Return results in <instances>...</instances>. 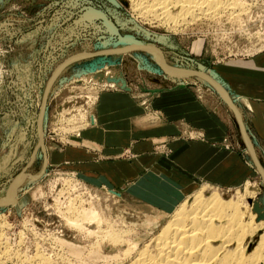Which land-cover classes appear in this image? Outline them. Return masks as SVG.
<instances>
[{
    "label": "rangeland",
    "instance_id": "obj_1",
    "mask_svg": "<svg viewBox=\"0 0 264 264\" xmlns=\"http://www.w3.org/2000/svg\"><path fill=\"white\" fill-rule=\"evenodd\" d=\"M240 2L243 8L233 16L230 12H221L212 19L187 18L186 23L178 28L168 25L170 28L153 16L139 12L132 0H0V199L6 196L7 189L18 179L37 176L44 165V172L34 182L14 191L12 203L0 206V241L4 234V241H7L5 247L10 249L4 251L6 255L0 249L1 264H19L15 252L16 248H20V231L25 233L26 243L38 242L45 248H51L50 241L32 235L33 230L29 226L24 227L28 217L36 227L35 232H52L62 236L61 240L55 239L59 247L57 251L54 249L57 255L54 258L43 256L52 264H124L127 260L122 254L128 245L138 243L141 247L149 242L173 215V212L164 214L152 211L153 205L140 203L125 190L115 191L103 186L96 188L79 179L75 171L50 164L51 153L72 145L73 137L92 125L87 124L85 118L94 111L98 94L100 97L111 96L114 101L118 99L120 105L135 101V104H131L130 113L144 118L143 127L149 126L147 132L170 125L160 111L158 119L157 110L139 106L143 101L151 100L152 96H144L148 92L187 90L204 105L202 107L206 112L209 105L203 102H210L202 99L204 96L216 103V112L226 119L233 131H227L222 145L227 149L236 147L253 166L256 175L231 189L201 184L187 196V202L190 201L187 204L190 205L194 197L202 192L207 197L216 191L224 200H229L237 192V199L243 201L244 205L250 208L255 205L259 209L254 227L258 238L264 233V180L257 168L259 164L264 170V145L255 134L252 111L239 100L243 97L231 95L215 69V66L230 61L246 60L252 54L264 50V0ZM88 10L105 14L119 35L111 37L102 18L89 21L85 17ZM171 10L172 15L179 11L174 8ZM114 14L126 25L121 26ZM146 34L149 36L146 37ZM126 36H133L138 42L155 47L162 59L182 72L168 74L139 51L125 55L126 58L122 54L107 52L105 45L117 43ZM157 37H164L166 43L158 42ZM89 50L91 55L85 58L83 55ZM92 70L94 77L98 75L97 78L103 81L106 77L108 81L118 77L122 84H101L94 77L89 80L86 74ZM202 70L205 76H213L224 83L223 88L229 93L235 108L241 112L244 134L253 150L250 151L244 142L234 113L228 109L218 92L196 78V74ZM45 93L43 141L38 145L39 116ZM87 100L89 103L86 107ZM121 111L114 107L111 112L116 122V118L123 115ZM61 112H64V117L59 116ZM81 116L86 117L80 120ZM184 128L179 131L180 135L193 138V129ZM157 149L166 158L169 157L167 141L159 143ZM117 156L118 159L131 158L128 149ZM247 184L255 187L256 191L245 192ZM81 203L86 206L91 204L103 217L107 216L109 228L114 229L115 233L120 229L121 232H117L121 233L119 244L112 246L96 238V235L88 237L70 227L64 217V225L60 222L56 215L67 216L70 213L69 216H73ZM83 224L96 231L94 222ZM106 227L104 224L103 228ZM124 230L128 232L125 234ZM126 240L130 241L129 244ZM28 246L25 253L33 256L35 247ZM21 248L23 250L20 253L24 254L25 245ZM24 260L28 258L21 261Z\"/></svg>",
    "mask_w": 264,
    "mask_h": 264
},
{
    "label": "crops",
    "instance_id": "obj_2",
    "mask_svg": "<svg viewBox=\"0 0 264 264\" xmlns=\"http://www.w3.org/2000/svg\"><path fill=\"white\" fill-rule=\"evenodd\" d=\"M215 69L228 92L243 97L239 100L252 111L255 134L264 145V50ZM165 91H147L144 96H152L151 100L139 104L142 109L157 110L158 119L160 111L170 123L154 132L143 127L142 116L130 113L135 101L120 105L118 99L98 94L92 125L73 137L72 145L51 153L50 164L75 171L79 179L96 188L125 190L140 203L153 205L152 211L164 214L172 213L201 184L231 189L251 180L253 166L236 147L227 149L221 143L233 131L216 112V103L204 96L210 103L201 102L212 105L206 112L189 91ZM114 107L123 114L117 122L111 117ZM184 127L193 129V138L180 135ZM164 141L170 150L167 158L157 149ZM124 149L130 159H118Z\"/></svg>",
    "mask_w": 264,
    "mask_h": 264
},
{
    "label": "bare ground",
    "instance_id": "obj_3",
    "mask_svg": "<svg viewBox=\"0 0 264 264\" xmlns=\"http://www.w3.org/2000/svg\"><path fill=\"white\" fill-rule=\"evenodd\" d=\"M132 2H134V5L135 7H137V10H139V12L153 16L159 22L161 21V23L166 24L167 26L171 25L172 28H178L179 25L186 23L187 18L195 19L196 17H209L210 19H212L215 16H218L221 12H230V15L233 16L232 14H236V11H239L243 8V6H241L243 4L240 2V0H132ZM173 8L179 10L177 14L172 15V13L170 12ZM85 17L89 21L95 20L97 18H102L104 26L107 32L110 33V36L112 37L117 34L115 25L110 20H108L105 14L93 10H88L85 14ZM114 17L121 26L126 25V23L121 21L117 17V15H115ZM148 36L149 35L146 34V37ZM157 41L163 44L166 43V39L164 37H157ZM105 47L108 48V51L106 50L107 52L115 53L117 55L122 54L123 56L131 52L139 51L140 53L142 52L146 56L151 58L153 62L159 65L163 69V71L168 72V74L177 75L182 72L181 69L172 66L167 60L162 59L163 57H161L160 54L158 55V53L155 51V47L138 42L136 39H134L133 36H126L124 38H121L119 39V42L114 44H110L109 42V44L105 45ZM90 50L89 52H85V55H83L85 58L88 55H91ZM103 53L106 52H102L101 54ZM126 57L127 56L123 58ZM67 61H70V59ZM67 61L66 64L68 63ZM203 72L204 71L202 70L200 73L196 74V78L205 81L210 86H212L218 92V94L221 96L226 106L230 110L231 107L229 106L225 95L215 85H213V83H211L209 79H213L215 83L223 87L222 82L215 80L213 76H205ZM86 76L89 80L93 78V70L89 71ZM97 77L98 75H95L94 79L99 80L101 84H122L121 78L118 77L112 78L110 79V81H108L107 77L104 81L102 78L99 79ZM88 99L90 100V98ZM88 103L89 101L86 102V107ZM235 109L237 115L241 119L240 110L238 108ZM230 111H232V109ZM42 114L43 111L41 113V121L43 117ZM63 115H65L64 112H61L59 116L64 117ZM84 117L86 116H81L80 120H82V118ZM92 118L93 115L91 112L90 115H87V117L85 118L87 124L90 125V123L93 122ZM243 138L249 150H253L251 144L249 143L250 140L248 139V137H246V135L244 134ZM43 166L37 176L35 175L33 177L20 178L13 185H11L7 189L6 196L0 199V206L12 203L13 198L11 197L14 191L19 189L23 185L34 182L37 179L38 175H40V173L42 174V171L44 172ZM257 168L263 181L264 170L259 166V164L257 165ZM254 191H256V188L250 184H247L245 192ZM107 192L109 193L108 190ZM237 194L238 193L236 192V194L229 198V200H224L221 194L216 191L210 193L209 195H207V197H205L202 192L194 197L190 205L187 204L190 202H187L188 197L185 198L174 209L173 215L160 228L159 232L153 237V239L150 238L151 240L149 242L143 244L140 247L138 243L129 244L128 242L130 241L126 240L127 244L129 245L127 247V250L122 254L123 258L127 260V262H125L124 264H264V233L258 238L257 230L254 227L255 224H257L258 217L256 218V216L259 212V209L257 210V208H255V205L252 206V208L248 207L249 205H244L243 201L237 199ZM78 208L74 210V213L77 212V215L73 214V216H69L70 213L69 215L67 213V216L65 214V216H61V214L59 213L60 215L56 216L59 218L60 222L63 223V225L64 217L66 223L70 227L78 229L80 233L83 232L88 235V237L96 235V238H98L99 240L101 239V241H107L112 246L120 243L119 234L121 233L117 234V232L121 231L120 229H117V232L115 233L114 229L109 228L110 225L107 223L109 222L106 219L108 218L107 216L106 218L103 217V214L101 215V212H98L96 209H94L91 204L89 206H86L82 205L81 203ZM62 210H64V207L62 208ZM84 222H86L87 224L94 222L96 224V231L90 230L83 224ZM104 224L107 226L106 229L103 228ZM26 226L32 228V235H35L37 237L42 236L43 239L45 238L50 241L52 245H50L51 248H45L38 242L36 243H38V245H41L40 247H38L36 243H28L29 241L27 242V244L25 240V233L23 231H20L18 234V244H20V248H16L17 253L15 252L16 262L19 264L24 262H26V264H34V262H36L35 264H52L50 260H45L47 258L44 259L43 256L45 255L54 258L57 255L55 251H57L59 248L55 239L61 240L62 237L52 232H47L45 234H39L35 232L36 227L32 223V219L29 217L24 221V227ZM125 232L127 233L128 231L124 230L123 233ZM256 241H258L257 244ZM0 242V249H3L2 252L5 254L4 251H9L10 249L5 247L7 241H4V234ZM22 245H25L26 247L24 248L25 251H23L24 254L20 253L23 250L21 248ZM28 245H32L35 247V254L33 256L25 253L27 252V249H29ZM7 253L9 254V252ZM34 256L35 258L33 259ZM7 257L12 258V256ZM25 258H28V260H30L31 258L32 259L30 261L24 260L22 262L21 260Z\"/></svg>",
    "mask_w": 264,
    "mask_h": 264
},
{
    "label": "water",
    "instance_id": "obj_4",
    "mask_svg": "<svg viewBox=\"0 0 264 264\" xmlns=\"http://www.w3.org/2000/svg\"><path fill=\"white\" fill-rule=\"evenodd\" d=\"M209 80L211 81V83H213V85H215V86H216V87H217V88H218V89H219V90L225 95V97H226V99H227V101H228V103H229V106L231 107V109H232V111H233L235 117L237 118L238 124L240 125V127H241V131H242V133H243V135H244L245 130L243 129L241 119H240L239 116L237 115V112H236L235 106L233 105V103H232L231 99L229 98L227 92L224 90V88H223L221 85L215 83V81H214L213 79H209ZM47 89H48V87H47ZM46 93H47V91H46ZM46 93H45V95H44V99H43V103H42L41 111H42L43 108H44L45 98H46ZM39 120H40V123H39V143H38V145L41 143L42 138H43V130H42L41 115H40V117H39ZM37 147H38V146H37Z\"/></svg>",
    "mask_w": 264,
    "mask_h": 264
},
{
    "label": "built area",
    "instance_id": "obj_5",
    "mask_svg": "<svg viewBox=\"0 0 264 264\" xmlns=\"http://www.w3.org/2000/svg\"><path fill=\"white\" fill-rule=\"evenodd\" d=\"M58 236H59V234H58ZM62 237V236H61Z\"/></svg>",
    "mask_w": 264,
    "mask_h": 264
}]
</instances>
